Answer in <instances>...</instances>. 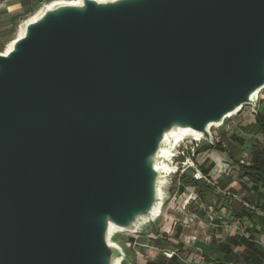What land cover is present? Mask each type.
<instances>
[{
    "label": "water",
    "instance_id": "95a60500",
    "mask_svg": "<svg viewBox=\"0 0 264 264\" xmlns=\"http://www.w3.org/2000/svg\"><path fill=\"white\" fill-rule=\"evenodd\" d=\"M264 0L53 2L0 52V264H121L161 152L256 107Z\"/></svg>",
    "mask_w": 264,
    "mask_h": 264
},
{
    "label": "rangeland",
    "instance_id": "374dc122",
    "mask_svg": "<svg viewBox=\"0 0 264 264\" xmlns=\"http://www.w3.org/2000/svg\"><path fill=\"white\" fill-rule=\"evenodd\" d=\"M61 1L76 0H0V52H4L7 44L17 36L23 22L43 7ZM7 3L10 4L8 6L10 9H6ZM13 6H16V9H13ZM256 97L258 102L260 97H264V90ZM251 111L252 107H243L235 116L224 120L221 127L210 129L212 135H221V144L224 146L225 152L214 150L219 156H223L224 162L221 164L209 165L206 157L202 163L199 161L202 158L200 157L201 153H204L208 147L204 141L195 145L187 144L188 148L183 151L184 157L180 158V161L183 162L185 158L191 157L193 154L194 158L191 157L193 167H185L177 176L167 180L168 184L163 187L164 197L160 216L153 223L146 225L139 234L118 233L113 236V241L121 247L124 254L121 264H164L165 260L172 261L173 257L167 259L163 253H172L173 249L175 252L178 249L181 251L183 249L195 250V252L208 250V246L211 244V235L215 232V222H221L217 218L221 215L222 222H225V218L224 213H219L220 200H223V195L218 189L213 190L214 192H207L204 189L208 184L218 187L219 183L227 184V182L233 181L231 178L233 175L241 174L234 171L238 170L239 160L229 161L226 158V153L229 151L226 137L235 135L245 142L247 140V144L254 140L244 136L246 133L237 123L243 115H248ZM239 147L242 148L237 152V157L242 156L247 145L244 143ZM225 174L229 175L228 179L230 180L225 179ZM187 180L196 182L195 187L182 186ZM188 219H192V221L185 224ZM178 229L179 232L175 235V231ZM184 238L186 245L183 243ZM197 242L204 244L205 248L199 249L200 246L197 248L195 245Z\"/></svg>",
    "mask_w": 264,
    "mask_h": 264
},
{
    "label": "crops",
    "instance_id": "0c3cea01",
    "mask_svg": "<svg viewBox=\"0 0 264 264\" xmlns=\"http://www.w3.org/2000/svg\"><path fill=\"white\" fill-rule=\"evenodd\" d=\"M9 5L6 4L7 7ZM7 7L6 9H10ZM13 9H16V6H13ZM258 111L264 113V97H260L250 114L243 115L237 121L238 126L246 133L244 136L254 139L250 144H247V140L245 142L237 137V141L230 142L228 138L235 135L226 137L229 143L226 158L229 161L238 159L237 166L240 161L245 166L251 163L264 166V136L257 131L253 114ZM244 143L247 147L242 156L237 157V152L242 148L239 145L242 146ZM200 157H202L199 160L201 163L206 157L209 165L224 162L223 156H219L214 150L205 151ZM237 168L238 170L234 171L240 172L239 167ZM225 175V179L230 180L229 175ZM231 178L233 181L227 184L219 183V187L212 185L214 191L218 189L223 195L219 213H224L225 222H222L221 215L217 218L221 222H215V232L211 235L208 250L195 252V250L178 249L175 252L173 249V260H165L164 264L168 262L169 264H264V186L253 185L247 177L242 176V173ZM197 243H195L197 248L198 246L199 249L205 248L204 244Z\"/></svg>",
    "mask_w": 264,
    "mask_h": 264
},
{
    "label": "trees",
    "instance_id": "16d2710c",
    "mask_svg": "<svg viewBox=\"0 0 264 264\" xmlns=\"http://www.w3.org/2000/svg\"><path fill=\"white\" fill-rule=\"evenodd\" d=\"M255 119V126L257 127V130L260 134L264 136V113L261 111H258L254 114ZM230 142L237 141L236 137H229L228 138ZM232 140V141H231ZM209 150H221V152H225L224 147L222 144H215L212 147L208 146L205 151ZM239 171L242 173V176H245L251 181V183L255 186H264V166L263 165H256L254 163L249 164L248 166L245 165H238ZM196 182H192L190 180H187L182 186H188V187H195ZM214 188L212 185L205 186L204 191L211 192ZM179 232L175 231V235H177Z\"/></svg>",
    "mask_w": 264,
    "mask_h": 264
},
{
    "label": "bare ground",
    "instance_id": "6f19581e",
    "mask_svg": "<svg viewBox=\"0 0 264 264\" xmlns=\"http://www.w3.org/2000/svg\"><path fill=\"white\" fill-rule=\"evenodd\" d=\"M257 96V95H256ZM189 139V141H188ZM193 144V143H200L199 138L189 132H180L176 133L171 137V140L167 143L166 147L164 150H162L160 158V166H161V171L164 174V179H163V186L165 187L168 182L167 180L170 178V176L173 174L175 170L174 166V161L173 159L175 158V155L178 154L179 151L182 149H187V144ZM187 166H192V163L187 160ZM163 192H161V195ZM160 216V214H159Z\"/></svg>",
    "mask_w": 264,
    "mask_h": 264
},
{
    "label": "built area",
    "instance_id": "2783aa9c",
    "mask_svg": "<svg viewBox=\"0 0 264 264\" xmlns=\"http://www.w3.org/2000/svg\"><path fill=\"white\" fill-rule=\"evenodd\" d=\"M256 99H257V97H256ZM252 109L254 110L255 108H252ZM255 113L256 112H254L253 114H255ZM212 141H213V145H215V144H221V135L220 134L219 135L218 134L217 135H212ZM193 144L195 145L196 143H193ZM185 150H187V149H182L181 151L178 152L177 155H175V158L173 159L174 166H175V170H174L173 174L170 176L171 178H174L175 176H177L178 173L180 171H182L185 167H187V168H192L193 167V162H192V159H191V157L194 158L193 154H191V157L185 158L183 162L180 161V158H183L184 157V152L183 151H185ZM193 150H194V148L192 149V152H193ZM187 160H189L192 163V166H189V167L187 166ZM240 164H242V162H240ZM191 221H192V219H188L185 224H188ZM163 254H164V256L167 259H171L172 256H173V253L167 254V253L164 252Z\"/></svg>",
    "mask_w": 264,
    "mask_h": 264
}]
</instances>
